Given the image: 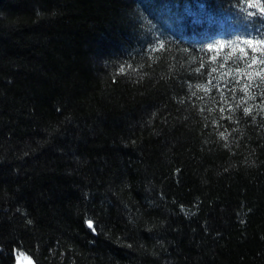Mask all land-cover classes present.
<instances>
[{"label":"trees","instance_id":"obj_1","mask_svg":"<svg viewBox=\"0 0 264 264\" xmlns=\"http://www.w3.org/2000/svg\"><path fill=\"white\" fill-rule=\"evenodd\" d=\"M248 3L0 0V264H264Z\"/></svg>","mask_w":264,"mask_h":264},{"label":"snow or ice","instance_id":"obj_2","mask_svg":"<svg viewBox=\"0 0 264 264\" xmlns=\"http://www.w3.org/2000/svg\"><path fill=\"white\" fill-rule=\"evenodd\" d=\"M252 7H253V4L251 3V0H249L248 8H252ZM260 11H261V12H264V7H261V8H260ZM247 15H248L249 17H252L254 14H253L252 12H248ZM262 19H264V18H262ZM256 32H257V35H258V36L261 35V29H257ZM244 43L251 45L253 42H252L251 39H247V40L244 41ZM257 43H258V44H264V38H261V39L257 40ZM209 47L211 48V45H209ZM253 50H255V49H253ZM252 63H253V64H256V63H257V59H256L255 57H253V59H252ZM260 63L264 64V57H261V59H260ZM257 74H259V73H257ZM245 91H246V89H245ZM244 112L247 114V113L249 112V108H245V109H244ZM222 135H223V134H222Z\"/></svg>","mask_w":264,"mask_h":264},{"label":"rangeland","instance_id":"obj_3","mask_svg":"<svg viewBox=\"0 0 264 264\" xmlns=\"http://www.w3.org/2000/svg\"><path fill=\"white\" fill-rule=\"evenodd\" d=\"M16 264H33L32 261L25 255H19Z\"/></svg>","mask_w":264,"mask_h":264}]
</instances>
